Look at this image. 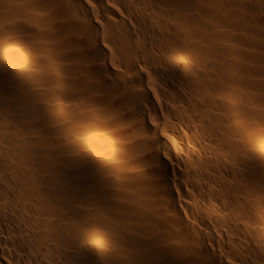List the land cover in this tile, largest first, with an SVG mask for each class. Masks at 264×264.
<instances>
[{"label": "bare ground", "instance_id": "6f19581e", "mask_svg": "<svg viewBox=\"0 0 264 264\" xmlns=\"http://www.w3.org/2000/svg\"><path fill=\"white\" fill-rule=\"evenodd\" d=\"M0 264H264V0H0Z\"/></svg>", "mask_w": 264, "mask_h": 264}, {"label": "rangeland", "instance_id": "374dc122", "mask_svg": "<svg viewBox=\"0 0 264 264\" xmlns=\"http://www.w3.org/2000/svg\"><path fill=\"white\" fill-rule=\"evenodd\" d=\"M237 257H239V259H240V256H237Z\"/></svg>", "mask_w": 264, "mask_h": 264}]
</instances>
